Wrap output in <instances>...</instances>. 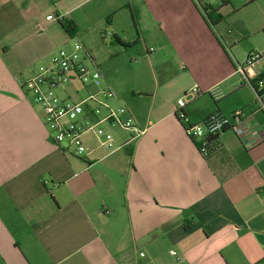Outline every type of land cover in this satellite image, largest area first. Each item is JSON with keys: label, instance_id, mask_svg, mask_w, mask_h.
Listing matches in <instances>:
<instances>
[{"label": "crops", "instance_id": "1", "mask_svg": "<svg viewBox=\"0 0 264 264\" xmlns=\"http://www.w3.org/2000/svg\"><path fill=\"white\" fill-rule=\"evenodd\" d=\"M67 1L0 0V264H264V95L237 71L261 52L250 76L264 75V0ZM50 10L76 23L112 102L146 130L129 150L130 132L115 138L110 126L113 152L94 136L83 156L52 141L20 83L64 31L39 22ZM77 11L91 27L100 14L126 52L135 41L119 18L129 16L150 66L129 79L136 102L88 45ZM67 86L78 102L93 90ZM193 88L198 95L180 107ZM216 110H243L246 141L225 131L204 158L177 114L199 122Z\"/></svg>", "mask_w": 264, "mask_h": 264}, {"label": "built area", "instance_id": "2", "mask_svg": "<svg viewBox=\"0 0 264 264\" xmlns=\"http://www.w3.org/2000/svg\"><path fill=\"white\" fill-rule=\"evenodd\" d=\"M49 19L54 20L52 17ZM83 49L78 43L72 51L62 49L52 58L49 66L40 67L25 81L20 80L24 89L33 97V101L42 109L52 141L63 151L73 152L78 156L88 153L84 139L87 134H93L104 149L113 148V134L105 126L130 132V142L139 140L146 133L145 129L136 125L126 108H113L108 103L114 94L102 87V75L89 64L86 54H81ZM262 59L261 52H252L244 64L237 65V71L250 85L253 81L250 71ZM75 81L92 87L93 90L79 102L61 98L59 92ZM252 88L257 99H262L258 92L263 90L264 80H260L257 86ZM197 95V88L190 90L179 100L180 107H184L188 100ZM177 115L183 121L186 136L194 142L204 158L212 154L216 148L215 138L225 131L232 132L243 142L246 141L247 116L243 110L231 114L216 110L199 122L189 121L182 113ZM104 213L110 214V211L105 210Z\"/></svg>", "mask_w": 264, "mask_h": 264}, {"label": "rangeland", "instance_id": "3", "mask_svg": "<svg viewBox=\"0 0 264 264\" xmlns=\"http://www.w3.org/2000/svg\"><path fill=\"white\" fill-rule=\"evenodd\" d=\"M70 5H72V0H68L65 3V6L70 8ZM85 12L83 11H77L74 13L76 18L79 21L80 29L83 32L84 35H88V38L91 40H87L88 45L92 47V49L99 55L104 56L105 59L103 61L104 65H106L107 69L110 71H113V75L115 78V81L119 84V90L123 91V94L127 97L132 98L134 102H136V98L133 96V88L134 86L131 85L129 82V79L133 75L137 74H143L146 71H150V66L148 63L141 58V56L145 55V46L142 42H137V33L136 30L133 28V26L129 24L130 19L129 16H126L125 18L120 17V26L124 27L126 31H128L129 36L132 37V39L135 41L132 44V49L129 50V48L126 50L121 44H111V38H110V32L107 30V32L103 31L104 28L108 29L107 23L105 19H101V15L97 13L93 16V19L95 20L96 24H92V27L90 26L89 19L84 15ZM47 15H51L49 17L54 18L55 21L53 23H49L51 21L49 17L46 18ZM57 14H55L54 10H50L47 14H44L39 18V22L42 23V25L47 26L50 28L52 24H59V19H55ZM64 17V16H62ZM113 17V16H112ZM70 19V17H67ZM108 19V18H107ZM112 18H109V20ZM99 21V22H98ZM61 28V27H60ZM62 30V29H61ZM85 30H88L85 32ZM102 32V34H100ZM80 37L71 38L67 35L65 30L62 32V35H59V38H56L53 42L50 44L48 43L46 45L45 52L49 54L48 57L42 62H39L37 64L38 69L42 66H49L51 64L52 58L62 49L67 51H72L75 47V45L81 44L82 42L78 41ZM82 45V44H81ZM81 54L84 56L85 50L83 49ZM124 54V55H123ZM103 58V57H102ZM68 87V86H67ZM103 87V86H102ZM59 96L63 99H68L69 101L78 102L74 99H77V97H72L73 99L66 98V93L64 91L59 92ZM114 98V97H113ZM113 98L108 100V103L113 108H126V104L124 102L116 104L115 101L112 102ZM114 136L120 137L122 139L127 138L129 136L128 131H123L121 129H111ZM85 142L91 141L93 142V135L87 134L85 136ZM98 142V143H97ZM97 143V144H96ZM88 144V143H87ZM100 145L98 140L94 139V145ZM95 145V146H96ZM116 148V147H115ZM111 149L107 152H113L114 149ZM104 149V148H103ZM101 150V152H105L104 150ZM100 153V152H99Z\"/></svg>", "mask_w": 264, "mask_h": 264}, {"label": "trees", "instance_id": "4", "mask_svg": "<svg viewBox=\"0 0 264 264\" xmlns=\"http://www.w3.org/2000/svg\"><path fill=\"white\" fill-rule=\"evenodd\" d=\"M201 8L204 9L206 14L209 13V8L208 7L202 6ZM208 15H210V14H208ZM59 24L65 30V32L67 33L68 36H70L71 38H76L77 37L79 29H78L76 23L73 20H71L69 18H62V19L59 20ZM260 80H264V75L261 76L260 78L256 79V80L251 81V85L256 87ZM258 95H260V96L264 95V88H263V90L258 92ZM132 144H133L132 142H129V143L125 144L124 147H126L127 150H129L132 147L131 146Z\"/></svg>", "mask_w": 264, "mask_h": 264}]
</instances>
